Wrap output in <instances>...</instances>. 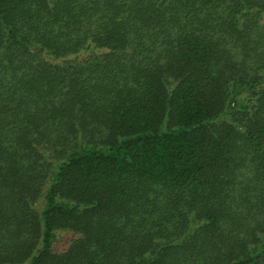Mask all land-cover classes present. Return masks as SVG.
I'll use <instances>...</instances> for the list:
<instances>
[{
  "label": "trees",
  "instance_id": "16d2710c",
  "mask_svg": "<svg viewBox=\"0 0 264 264\" xmlns=\"http://www.w3.org/2000/svg\"><path fill=\"white\" fill-rule=\"evenodd\" d=\"M0 264H264V0H0Z\"/></svg>",
  "mask_w": 264,
  "mask_h": 264
},
{
  "label": "rangeland",
  "instance_id": "374dc122",
  "mask_svg": "<svg viewBox=\"0 0 264 264\" xmlns=\"http://www.w3.org/2000/svg\"><path fill=\"white\" fill-rule=\"evenodd\" d=\"M65 245H66V243H65L63 240H59V241H58V244L55 245V247H57V248H62V247L65 246Z\"/></svg>",
  "mask_w": 264,
  "mask_h": 264
}]
</instances>
